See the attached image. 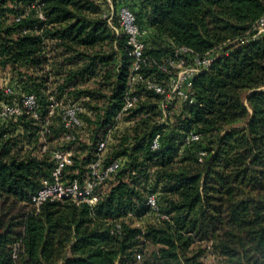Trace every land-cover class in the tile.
Masks as SVG:
<instances>
[{
  "label": "trees",
  "instance_id": "16d2710c",
  "mask_svg": "<svg viewBox=\"0 0 264 264\" xmlns=\"http://www.w3.org/2000/svg\"><path fill=\"white\" fill-rule=\"evenodd\" d=\"M110 1L0 0V70L18 76L42 116L51 96L81 108L70 141L56 111L43 153L33 119L0 121V264H136V251L142 264H203L208 243L217 264H264V33L254 30L264 0ZM110 6L128 8L147 31L144 79L164 84L170 74L161 67L180 48L214 60L193 79L192 102L176 99L165 114L162 96L135 83L138 101L121 118L133 124L115 129L102 155V166L119 167L95 205L35 207L31 197L52 181L51 151L71 152L62 181L82 185L123 106L133 57L127 37L103 19ZM12 97L0 89V104ZM192 132L199 140L186 143ZM132 221H144L147 244Z\"/></svg>",
  "mask_w": 264,
  "mask_h": 264
},
{
  "label": "built area",
  "instance_id": "2783aa9c",
  "mask_svg": "<svg viewBox=\"0 0 264 264\" xmlns=\"http://www.w3.org/2000/svg\"><path fill=\"white\" fill-rule=\"evenodd\" d=\"M39 19H43L41 12L37 13ZM103 19L116 31L121 32L127 37L128 45L131 47L129 55L133 57V64L130 69L127 87L128 90L123 98V106L116 116V123L107 129L96 147V159L89 165V178L80 185L74 181L65 184L62 181L63 169L65 166L70 165L71 152L61 151L59 149L52 150V159L55 162V168L52 173V181L44 183L35 194L31 197V204L39 207L45 201H57L62 199H70L75 204H87L93 206L98 202V188L108 179L114 175L118 170L117 161L112 162L108 166H102V155L106 149L107 144L111 139V133L116 127L121 118L126 115L138 101V97L133 93L134 85L137 82H142L147 89L153 90L156 94L162 96L163 100L160 105L161 111L165 114L167 109L177 99L182 102H192L191 87L193 79L202 71L206 70L214 60L212 53H207L203 56L194 55L186 48L176 50V60H168L161 67V69L170 74L169 79L163 84L151 79H144L139 73V68L143 59L142 52L144 50L143 39L147 34L145 29H141L136 25L134 14L126 7H120L114 11L110 6L108 12L104 13ZM114 19H116L117 26H113ZM254 30L257 35L264 33V16L255 24ZM4 96H13L14 92L11 87L2 89ZM59 110L62 126L65 130L63 139L65 141L74 140L72 132L80 127L78 113L81 108L75 103L62 104L57 102L52 96L49 97V105L45 115L40 113L38 100L33 94H22L18 102L7 104H0V121H8L15 119L19 116L26 115L28 118L33 119L39 125L40 135V152L48 151V137L50 135L51 119L54 117L56 111ZM159 137L153 138L151 149L157 150L159 148ZM200 136L196 133H189L185 137L186 143L198 141ZM204 153H198V161L201 162ZM149 209L158 214V207L154 195H149L146 201ZM161 219H167L165 216H160ZM159 223L161 221H152ZM132 227L139 230L138 239L141 244H147L145 239V223L144 221H132ZM122 231V224L120 221L115 222L111 229V235H120ZM17 246L13 249L15 253ZM144 252L136 251L134 253V262L142 264L144 262ZM203 264H217L215 256L212 252L211 243L205 247V252L201 257Z\"/></svg>",
  "mask_w": 264,
  "mask_h": 264
},
{
  "label": "rangeland",
  "instance_id": "374dc122",
  "mask_svg": "<svg viewBox=\"0 0 264 264\" xmlns=\"http://www.w3.org/2000/svg\"><path fill=\"white\" fill-rule=\"evenodd\" d=\"M107 1L111 2L110 0H107ZM17 78L18 76L16 74H13L9 69L0 70V89H4L5 87H11L13 89L14 97H12L11 99L13 103L18 102V100L20 99L22 95L21 90H19L21 85L15 80ZM132 124H133V120H129V121L121 120L120 122H118L116 127L113 129L112 133L114 132L115 129L118 131Z\"/></svg>",
  "mask_w": 264,
  "mask_h": 264
}]
</instances>
